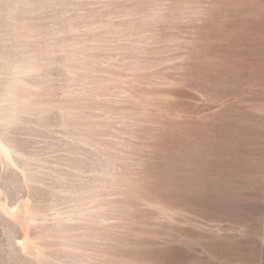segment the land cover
Here are the masks:
<instances>
[{
	"label": "rangeland",
	"instance_id": "374dc122",
	"mask_svg": "<svg viewBox=\"0 0 264 264\" xmlns=\"http://www.w3.org/2000/svg\"><path fill=\"white\" fill-rule=\"evenodd\" d=\"M12 2L0 264H264V0Z\"/></svg>",
	"mask_w": 264,
	"mask_h": 264
},
{
	"label": "bare ground",
	"instance_id": "6f19581e",
	"mask_svg": "<svg viewBox=\"0 0 264 264\" xmlns=\"http://www.w3.org/2000/svg\"><path fill=\"white\" fill-rule=\"evenodd\" d=\"M6 1L7 0H0V26L4 23V18H3V13L6 11ZM13 2V4H11L9 7V11H10V13L11 14H13V16H11L12 17V19L13 20H18V22H21L22 23V21H24L25 19L23 18L24 17V15L25 14H27L26 13V11H24V5H25V2H26V0H12ZM18 5V6H17ZM8 6V5H7ZM17 6V7H16ZM34 12V11H33ZM38 12V11H37ZM29 13H31V12H29ZM8 15V14H7ZM18 16H19V18H18ZM53 18H54V16H53ZM8 19H10V18H8ZM26 21V20H25ZM24 21V22H25ZM11 22H12V20H11ZM28 22V21H27ZM14 23V22H13ZM13 29V28H12ZM4 30V29H3ZM5 31V30H4ZM35 31V30H34ZM15 32V31H14ZM31 32V31H30ZM7 34V33H6ZM15 34V33H14ZM24 37V36H23ZM12 38V37H11ZM10 48H12V47H8L7 48V50H9L10 51ZM8 51V52H9ZM42 51V50H41ZM49 51V50H48ZM72 55V54H71ZM25 56V55H24ZM10 58H12V57H5V56H2V50L0 49V60H4V61H9V59ZM19 60V59H18ZM30 60V59H29ZM41 61V60H40ZM19 62V61H18ZM43 62V61H42ZM12 66V65H11ZM2 67V66H1ZM19 67V66H18ZM7 68V67H6ZM5 68V69H6ZM9 68H11V67H9ZM36 68H37V66H36ZM22 69V68H21ZM6 70H9V69H6ZM23 70V69H22ZM3 74H6V73H3ZM14 74H17V73H15L14 72ZM2 75V74H1ZM9 75V74H8ZM21 75H23V74H21ZM3 76V75H2ZM29 77V76H28ZM25 78V77H24ZM75 78V77H74ZM13 79V78H12ZM40 82V81H39ZM2 83V82H1ZM41 83V82H40ZM42 83H44V82H42ZM41 83V85H43ZM36 84H38V83H36ZM107 85H108V83H107ZM7 88H6V90L4 91V93H3V98H2V102L3 103H5L6 104V106H7V108L6 109H0V113H1V116H0V121H4V123H5V125L3 126L4 128L3 129H1L0 130V140L4 137V133L6 132V129L8 128V125L10 124V122L9 121H7V119L9 118V117H11L13 114H12V112H14V111H16L15 109H14V107H15V104H17V101H18V92H19V90H21L20 89V86L17 84V82H15V80H12V82H10V83H8L7 85ZM33 86V85H32ZM38 86H40V85H38ZM35 87V86H34ZM5 89V88H4ZM41 102V101H40ZM74 109V108H73ZM12 114V115H11ZM66 120V119H65ZM18 125V124H17ZM89 128V127H88ZM14 130V129H13ZM67 130V129H66ZM11 132H13V131H11ZM8 133V132H7ZM9 133H10V131H9ZM12 134V133H11ZM11 138H14L13 136L11 137ZM5 140H6V138H5ZM14 139H12V140H10V141H13ZM2 141V140H1ZM4 141V140H3ZM79 142V141H78ZM83 142V141H82ZM88 143V142H87ZM80 144V143H79ZM0 148H1V146H0ZM16 148V147H15ZM15 148H14V146H9L8 148H2L3 149V153H5V154H9L10 153V151H14L15 150ZM20 151V150H19ZM24 160V159H23ZM81 163H83V162H81ZM80 164V163H79ZM83 164H85V163H83ZM81 165V164H80ZM106 165H107V163H106ZM108 166V165H107ZM83 167H85V166H83ZM109 167V166H108ZM32 182V181H31ZM30 182V183H31ZM119 189V188H118ZM88 190V189H87ZM82 192V191H81ZM82 195V194H81ZM30 206V205H29ZM26 210V209H25ZM35 212V211H34ZM29 213V212H28ZM36 214V213H35ZM91 218V217H90ZM36 219V218H35ZM40 219V218H39ZM61 228H62V226H61ZM65 230V229H64ZM67 230V229H66ZM24 263V262H23Z\"/></svg>",
	"mask_w": 264,
	"mask_h": 264
}]
</instances>
